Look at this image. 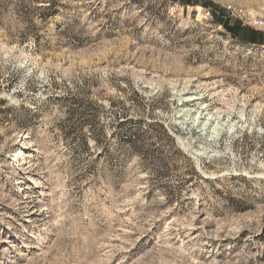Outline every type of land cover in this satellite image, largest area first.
<instances>
[{
	"label": "rangeland",
	"instance_id": "rangeland-1",
	"mask_svg": "<svg viewBox=\"0 0 264 264\" xmlns=\"http://www.w3.org/2000/svg\"><path fill=\"white\" fill-rule=\"evenodd\" d=\"M192 1L0 0V264H264V0Z\"/></svg>",
	"mask_w": 264,
	"mask_h": 264
},
{
	"label": "bare ground",
	"instance_id": "bare-ground-1",
	"mask_svg": "<svg viewBox=\"0 0 264 264\" xmlns=\"http://www.w3.org/2000/svg\"><path fill=\"white\" fill-rule=\"evenodd\" d=\"M207 115V114H205ZM241 118V117H240ZM242 119V118H241ZM188 123L189 126L192 127H196L199 128V133H201V135H207L206 131L207 128L208 129H212V133H210V136L208 138V140H216L218 139L221 135V132H225L226 134H228L229 136L233 135L235 130H236V125L234 124H224L222 123L218 117H213V116H203L202 113H198V115L196 116H192L190 115L189 119H188ZM213 121V123L211 124L210 122ZM242 121H244L242 119ZM213 141V142H214ZM181 145L184 146V142L180 141ZM193 156L195 157V159L197 161H199V158L201 157H205L206 159H217L220 158V155H218L217 152L213 151V150H208V149H203L201 152H192Z\"/></svg>",
	"mask_w": 264,
	"mask_h": 264
},
{
	"label": "trees",
	"instance_id": "trees-1",
	"mask_svg": "<svg viewBox=\"0 0 264 264\" xmlns=\"http://www.w3.org/2000/svg\"><path fill=\"white\" fill-rule=\"evenodd\" d=\"M183 2L186 5L195 4V3H193L192 0H183ZM224 12H225V10H224ZM236 24L238 25V27H236L237 29L244 28V30H243L244 36L241 39V41L244 44L264 46V35L258 34L259 31L251 29V28H248V27H244V26H242V24L239 21H236ZM227 31L230 34H233L234 36H236L235 28L234 29H227ZM259 33H262V32H259ZM262 34H264V33H262ZM133 133H134V131H132V129H129L126 132H124L122 134L123 142L127 143L130 146H133L134 142H135V139H133V138H135Z\"/></svg>",
	"mask_w": 264,
	"mask_h": 264
},
{
	"label": "built area",
	"instance_id": "built-area-1",
	"mask_svg": "<svg viewBox=\"0 0 264 264\" xmlns=\"http://www.w3.org/2000/svg\"><path fill=\"white\" fill-rule=\"evenodd\" d=\"M224 10L229 18L239 21L242 26L264 33V19L249 18L247 14L234 7H228ZM207 14L209 15L210 13Z\"/></svg>",
	"mask_w": 264,
	"mask_h": 264
}]
</instances>
